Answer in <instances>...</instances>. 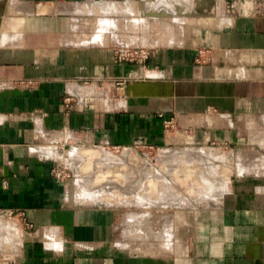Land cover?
<instances>
[{
	"label": "crops",
	"instance_id": "1",
	"mask_svg": "<svg viewBox=\"0 0 264 264\" xmlns=\"http://www.w3.org/2000/svg\"><path fill=\"white\" fill-rule=\"evenodd\" d=\"M137 1L0 0V264H264L253 180H234L214 206L135 222L74 203L70 180L53 175L70 148L264 153V0L190 6L195 32L138 63L71 38L74 4Z\"/></svg>",
	"mask_w": 264,
	"mask_h": 264
},
{
	"label": "rangeland",
	"instance_id": "2",
	"mask_svg": "<svg viewBox=\"0 0 264 264\" xmlns=\"http://www.w3.org/2000/svg\"><path fill=\"white\" fill-rule=\"evenodd\" d=\"M206 1L139 0L129 8L123 3L74 4L71 38L125 54L175 46L184 33L195 32L186 26L197 22L192 21L190 6H195V13ZM205 11L199 10L202 17L198 22H206ZM260 141L264 152V138ZM60 164L70 175L67 190L74 203L114 207L124 221L127 214L136 222L158 210L168 213L214 206L237 179L253 180L252 192L264 196V153L239 154L222 147L199 146L167 150L70 148ZM119 238L125 241V234Z\"/></svg>",
	"mask_w": 264,
	"mask_h": 264
},
{
	"label": "built area",
	"instance_id": "3",
	"mask_svg": "<svg viewBox=\"0 0 264 264\" xmlns=\"http://www.w3.org/2000/svg\"><path fill=\"white\" fill-rule=\"evenodd\" d=\"M227 1V10L233 11L235 9L236 3H241V5H247L248 0H226ZM250 4L253 0H249ZM148 58L147 50H137L132 53H116V60L117 62H135L138 63V59L141 61H145ZM83 85H87V82H83ZM113 87L119 89V91L123 90L125 87L124 81H115L113 83ZM89 91H85L81 94L80 99L82 100V104H87L86 98L89 96ZM120 93V92H119ZM117 93V95L119 94ZM77 100L74 95V91L72 89V83H67L65 88V94L63 96V103L67 108H71L73 103ZM170 122H166V125H169ZM53 175L55 178L60 180H69V174L65 172V170L61 167L53 170ZM22 216V215H21Z\"/></svg>",
	"mask_w": 264,
	"mask_h": 264
},
{
	"label": "bare ground",
	"instance_id": "4",
	"mask_svg": "<svg viewBox=\"0 0 264 264\" xmlns=\"http://www.w3.org/2000/svg\"><path fill=\"white\" fill-rule=\"evenodd\" d=\"M105 41V40H104Z\"/></svg>",
	"mask_w": 264,
	"mask_h": 264
}]
</instances>
